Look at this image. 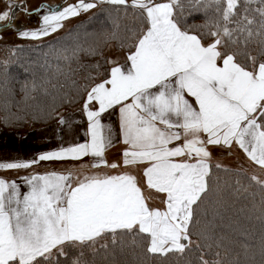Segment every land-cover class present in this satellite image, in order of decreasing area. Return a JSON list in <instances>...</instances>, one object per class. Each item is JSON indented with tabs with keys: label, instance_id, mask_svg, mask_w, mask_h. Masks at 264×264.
Returning a JSON list of instances; mask_svg holds the SVG:
<instances>
[{
	"label": "crops",
	"instance_id": "obj_1",
	"mask_svg": "<svg viewBox=\"0 0 264 264\" xmlns=\"http://www.w3.org/2000/svg\"><path fill=\"white\" fill-rule=\"evenodd\" d=\"M20 1L26 0H0V28L10 27L9 13ZM73 1L30 0L32 10L26 14L42 13V18L11 38L37 42L62 33L66 22L77 15L68 8ZM162 1L146 9L147 28L135 49L111 54L107 77L96 80L83 103L54 123L62 127L64 140L79 137L84 147L78 160L87 166L88 174L76 188L77 208L64 213L63 208L52 207V191L58 187L52 174H39L12 186L10 197L0 198L10 206L0 211V264L26 263L66 242L94 239L120 227L148 233L153 251L181 249L182 245L174 247L185 226L179 231L174 221L187 220L203 191L210 164L264 172V132L256 119L264 108V89L258 87L264 80V64L245 70L231 55L220 53L217 41L202 42L181 31L172 19L173 3ZM60 3L63 6L54 11L45 9ZM41 26L46 30L31 29ZM154 128L162 136H171L172 143L166 142L159 150L141 147L140 143L151 144ZM0 130V136H12ZM49 139L37 136L46 143ZM125 156L133 157L130 165L124 162ZM67 159L73 157L54 154L46 163ZM115 161L122 163L120 178H101L99 173L119 165ZM11 162L10 152L0 150V163ZM24 169L1 167L0 189L11 180L9 170ZM105 183L120 191L111 198L113 206L122 199L133 200V190H145L155 196L147 199L151 214L157 211L159 215L142 220L139 227L124 215L113 217L111 228L100 226L92 206L100 205L99 187ZM140 201L144 203V195ZM181 204L187 212L175 215Z\"/></svg>",
	"mask_w": 264,
	"mask_h": 264
},
{
	"label": "trees",
	"instance_id": "obj_2",
	"mask_svg": "<svg viewBox=\"0 0 264 264\" xmlns=\"http://www.w3.org/2000/svg\"><path fill=\"white\" fill-rule=\"evenodd\" d=\"M172 19L203 42L221 36L220 53L245 70L264 59V0H174ZM146 28L143 8L107 1L48 40L1 43L0 128L32 130L76 109L97 77L108 75L106 46L131 52ZM256 119L264 131V108ZM7 264H264V185L210 165L178 250L153 251L148 233L120 227Z\"/></svg>",
	"mask_w": 264,
	"mask_h": 264
},
{
	"label": "rangeland",
	"instance_id": "obj_3",
	"mask_svg": "<svg viewBox=\"0 0 264 264\" xmlns=\"http://www.w3.org/2000/svg\"><path fill=\"white\" fill-rule=\"evenodd\" d=\"M107 1H121V2L125 1L129 4H132L133 6L143 8L145 13L148 7H152L154 5H158L163 2L162 0H76V1L69 3L68 8L76 12L77 15L73 17L70 20V22L68 20L66 22L67 23L66 27L62 30L64 31L68 29L79 19L89 16L91 12L94 10V8L99 7L103 2H107ZM166 1L167 2L171 1L172 3L174 2V0H166ZM20 2L21 3H18L17 7L15 8V13L12 17L13 19H12L10 27L0 28V38L2 37V39L0 40V44L1 43H10V44L21 43V41L15 40L11 38V36H13L18 30L25 27L26 25L32 26L33 20L36 21L37 23L38 20L42 18V13L35 12L33 14H29V13L26 14L27 10L29 11L32 10L31 8H29V6H31L30 0L20 1ZM232 2L233 0H229V5ZM93 3L94 5H92ZM63 11L64 10L62 9V12ZM28 17H30V19ZM36 27L31 28L36 33L46 30L42 26H41L42 29L40 28L37 29ZM194 36L197 37L196 35ZM52 37L54 36H49L47 38L43 37L40 41L37 40V42H42ZM197 38L199 39V37ZM211 40H215L219 44L221 42V36H214V38ZM119 51L126 53L124 50H118V52ZM115 52H117V50L115 49L114 46L112 45L106 46L103 54L105 55V59L107 63L109 61V58H111V54ZM261 64H264V59L261 60L260 63L257 65H254V63L252 62V66L250 67L249 70L254 71V68L258 67V65H261ZM99 77H97L96 80L101 79ZM95 82H93V84H95ZM258 87L261 89H264V80L260 81ZM87 93H86V96H87ZM63 113L65 112L63 111L59 113L61 117H62L61 114ZM61 117L59 119H61ZM65 118L69 119L70 116H66ZM59 119L55 122L60 121ZM55 122L49 125H46V126L32 129V130L7 132L12 135L11 137L0 136V150L5 151V152H10V158L13 160V162L11 163H0V168L3 166L9 169H11L12 167L18 168L22 166L27 168L22 171L16 170V172H11L9 170L11 180L4 189H0V198L4 197L5 199H8L11 194V190H10L11 187L16 186L20 182L30 181L39 174H52V176L58 179V187L55 191H52V202H51L52 207L53 208L61 207L63 208L64 213L65 212L70 213L72 210H75L77 208V205L74 204L76 193H77L76 188L81 183L80 179H82L84 176H87L88 174L87 166H85L83 161L78 160L79 158L78 155L80 154L81 151L84 150V147L80 142H78V140L80 139L79 137L78 138L73 137L72 139L64 140L61 136L62 127H60L57 124H54ZM38 135L48 136L50 138L49 143H46V141L44 140L42 141L37 140ZM162 135H165V134L159 132L157 128H154L153 133L150 135V138H152L151 144L149 146H146L147 143H140V146L148 148V150L149 149L159 150L160 147H166L165 146L166 142L169 144L172 143V141H170L172 140L171 136L165 137ZM79 144H81L82 146H78ZM49 149L51 152L49 151ZM54 154L55 155H61V154L68 155L70 157H73V159H67V160H62V161H52L51 164L46 163V161L50 158V156ZM125 157L127 161H124V162H128L127 163L128 165L131 164V162L129 161L134 160L132 156H125ZM92 163H93V160H92ZM115 163L119 165L117 167L111 168L110 171L109 170L102 171L101 173H99L100 174L99 176L101 178H108V177H112L114 179L120 178V176L123 174V171H121L122 163L120 161H115ZM210 165H214V166L225 168V169H231L233 171L245 172L253 181L264 185V172H253V171H247V170L245 171L242 169L233 168L230 165L222 166L217 163L216 164L213 163ZM205 179H206V176H205ZM205 185H206V182H205ZM205 185L203 189L205 188ZM119 192L120 191L116 189V187L112 184L105 183V184L100 185L99 187L100 205L96 206L93 202L94 205L92 206L93 212L94 213L98 212L100 226L105 224L106 225L105 228L107 227L111 228L114 225V222L112 221L113 217L115 216L118 217V215H124L126 217L131 218V223L133 226L139 227V224L140 222H142V220H145L150 216H153L155 218L159 215V212L157 211L151 214V211H150L151 206L147 204V199L155 198V196H150V193L145 190H133L132 192L135 194V198L133 200L122 199L120 204L113 206L112 205L113 200L111 198L113 197L114 193H119ZM142 195H144L145 201L144 203L141 204L140 198ZM45 197L48 198L47 195H45ZM72 200H73V204H71ZM9 209H10V206L8 202L6 203L0 202V211L9 210ZM164 211L165 212L167 211L166 206H164ZM185 211L187 212V208L185 205H182V204L178 205L176 207L175 215H182L185 213ZM94 219H96L95 214H94ZM189 219H190V215L187 217V220L185 222H184V219L182 218L180 222L174 221L177 227L179 228V231L181 228H184L185 226V231L182 230V233L184 234L181 237L182 242L180 240L174 248H178L181 245L182 246L184 245L185 237H186V228H187ZM172 225L174 224L172 223ZM171 234L174 235V232H172ZM60 247L57 248V250H59Z\"/></svg>",
	"mask_w": 264,
	"mask_h": 264
}]
</instances>
